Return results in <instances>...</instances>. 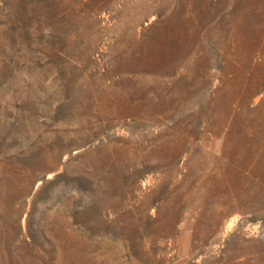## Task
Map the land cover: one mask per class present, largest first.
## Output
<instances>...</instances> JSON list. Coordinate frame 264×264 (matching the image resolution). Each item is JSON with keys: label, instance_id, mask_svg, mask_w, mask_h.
Returning <instances> with one entry per match:
<instances>
[{"label": "rangeland", "instance_id": "rangeland-1", "mask_svg": "<svg viewBox=\"0 0 264 264\" xmlns=\"http://www.w3.org/2000/svg\"><path fill=\"white\" fill-rule=\"evenodd\" d=\"M0 264H264V0H0Z\"/></svg>", "mask_w": 264, "mask_h": 264}]
</instances>
